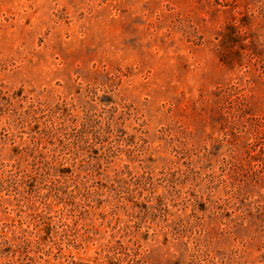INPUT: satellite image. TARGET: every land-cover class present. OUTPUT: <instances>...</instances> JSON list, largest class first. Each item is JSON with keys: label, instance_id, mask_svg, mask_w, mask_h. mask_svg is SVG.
<instances>
[{"label": "rangeland", "instance_id": "1", "mask_svg": "<svg viewBox=\"0 0 264 264\" xmlns=\"http://www.w3.org/2000/svg\"><path fill=\"white\" fill-rule=\"evenodd\" d=\"M0 264H264V0H0Z\"/></svg>", "mask_w": 264, "mask_h": 264}]
</instances>
